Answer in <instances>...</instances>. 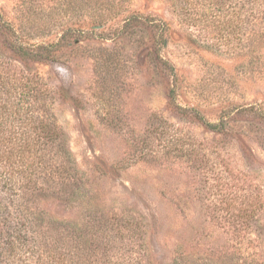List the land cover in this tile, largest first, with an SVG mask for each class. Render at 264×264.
<instances>
[{
	"label": "rangeland",
	"instance_id": "rangeland-1",
	"mask_svg": "<svg viewBox=\"0 0 264 264\" xmlns=\"http://www.w3.org/2000/svg\"><path fill=\"white\" fill-rule=\"evenodd\" d=\"M244 1L0 0V60L42 80L80 177L28 195L55 239L64 224L83 258L125 264H264V21Z\"/></svg>",
	"mask_w": 264,
	"mask_h": 264
},
{
	"label": "trees",
	"instance_id": "trees-1",
	"mask_svg": "<svg viewBox=\"0 0 264 264\" xmlns=\"http://www.w3.org/2000/svg\"><path fill=\"white\" fill-rule=\"evenodd\" d=\"M253 2L250 12L255 25L259 26L264 21V0ZM244 5L245 1L240 0L241 10ZM193 6L191 14H204L200 7ZM166 27L160 26V38ZM10 48L20 58L32 60L43 57L46 51L45 47L39 49L18 42H12ZM159 61L164 66L168 64L163 58ZM38 79L26 74L20 64L0 60V204H12L13 207V211L6 207L0 212V262L125 264L105 252L87 253L83 258L68 226L61 224L66 235L55 239L48 229L41 227L43 224L37 221L35 212L28 205V195L32 192L59 194L73 188L80 178L68 157L62 131L45 108L46 93L39 89L43 82ZM204 123L212 131H221L225 125L223 120ZM225 209L238 232L253 225L256 209L249 210L245 206L236 214L231 212L230 206ZM245 237L243 235L240 240ZM248 241L252 242L251 239ZM246 264L263 262L255 259Z\"/></svg>",
	"mask_w": 264,
	"mask_h": 264
}]
</instances>
